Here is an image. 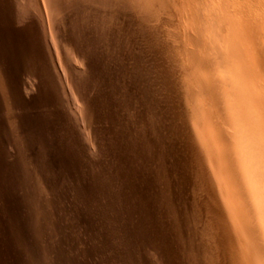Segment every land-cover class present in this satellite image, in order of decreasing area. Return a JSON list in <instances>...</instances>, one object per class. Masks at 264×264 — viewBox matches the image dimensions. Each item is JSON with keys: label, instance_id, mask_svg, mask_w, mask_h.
Listing matches in <instances>:
<instances>
[{"label": "bare ground", "instance_id": "6f19581e", "mask_svg": "<svg viewBox=\"0 0 264 264\" xmlns=\"http://www.w3.org/2000/svg\"><path fill=\"white\" fill-rule=\"evenodd\" d=\"M4 1L5 0H0V3L3 6H5V4H6L5 2H7V0L5 2ZM47 1H48L47 5L50 9V10H48V9L47 10L51 11V13L54 16H58L60 18L59 23L57 22L58 25H56V27L58 26V29L60 30V32H62L61 35L62 34L66 35L65 37L69 38V39L72 38L71 33L73 34V31H72L73 26L70 25L72 27H69L68 20L69 19H70L69 21L72 20L71 17L73 16V13H71V12L73 10L77 9L81 5H88V6L95 8V9L96 8L101 9L105 13H114V14H117L119 16H122V18H124L123 15L127 14V13L137 14L138 17L141 18L140 19L142 21L141 23L144 26L145 25L146 26L151 25L153 27L152 31L154 29V31L156 30V32H157V33L154 32L155 33L154 35L152 33L153 36L151 35L152 38L150 37L151 39H154L153 40L154 44L152 43V41L150 43H152L154 45V47L156 49L155 51L157 53L155 51L154 52L156 54H158L155 56L156 57L155 60L158 59L159 63H158V65L156 64L155 67L156 66H160V67L155 68V67H153V65L155 63L154 64L152 63L151 64L152 67H150V68L151 69L154 68L156 70L160 68L161 71H164V73H165L164 75H165L166 79H170L169 83H167L168 81H166L164 76L163 77L161 75H160L161 77L157 76L158 79L164 78L165 80L164 79L163 80L166 81V82H164V81L159 79L157 81V83L159 81L161 83L164 82L165 83V84L163 83L165 86V88H163L164 91H166L165 89H167V90H170L169 93H171V97H169V99L171 100L170 103H172V108H171V105L169 104L170 106H168L167 110L171 109L168 112L171 115L169 117H171L172 119L170 118V121L168 120L169 117H168V119H166L167 116H165V115H169L167 111H166L167 112L166 114L165 113L163 114L165 116V118H163V119L169 121V123H168L169 126L167 129H169V131L172 134L174 132L176 133L175 139L177 138L179 140V144L182 147L186 146V148H188L190 151L189 158L186 157L187 159H190V160H188V162H187V159H185V158H184L185 160H182V158H181L182 157L181 156L182 151H181L180 152L181 155H179V157L181 158V162H178L177 164L180 163V166H181V163L183 161H185L186 163L185 162L184 163L187 165H184V166L189 165V167H190L189 173L191 174V178H190L191 180L189 178L188 179L192 182L191 184H189V187H190V185L192 187V184H193L194 189H192V190L195 191L193 201L191 202L190 201L191 199L190 200L188 199V201L191 202L190 203L191 208L189 209V210H191V215L190 214H188V215L191 216V221H193L190 223V225L188 224V227H187L189 230V233H187L189 235V238H188L189 242L188 243L186 242V244L183 242V244L175 247L176 250H179L180 256L177 255V257H178L177 258L176 253H175V256H174V254L170 253L175 258H174V261H171V258H170L169 264H172V263L173 264H264V0H47ZM6 5H8V4H6ZM12 5H10V7ZM4 8H6V7H4ZM8 8H9V6H8ZM8 8H6V9H8ZM42 9H43V7H42ZM6 11H5V15L7 14L9 16L8 13H10L12 11V9L9 8L8 11H10V12H8V13H6ZM11 15H13V14H11ZM90 15L84 16V19L86 20V22H87V20H89V22L93 21L92 17H90ZM77 16L80 17V15H78V14H77ZM0 17L2 18V16H0ZM128 17H130V16H127V18ZM13 18H16V17L14 16ZM72 18H74V21L75 20L77 21V19L75 17H72ZM127 18H124L123 20H126ZM18 19H20V18H18ZM112 19H115V18H112ZM14 20H16V19H14ZM81 20H82V17H81ZM134 20H136V19L134 18ZM137 20H138V18H137ZM1 21L6 22L5 20H2V19H1ZM120 21L123 22V24H125V23L130 22L131 20L128 22L127 21L125 22L122 20H120ZM32 22H33V20H32ZM72 22H70V23H72ZM121 22H120V24H121ZM139 22H136V24ZM116 23L118 24L119 22L116 21ZM116 23H114V26L117 25ZM22 24H24V23H22ZM120 24H119V26L122 25V24L121 25ZM73 25H74V23H73ZM129 26H131V25H129ZM129 26L125 25V27H127L128 29H131V27H134V25H132L131 27H129ZM146 26H145V30H146ZM17 27H18V25H17ZM34 27L31 26V29H32L31 34L26 32V31L22 32V31H20L21 29L18 30V28L14 29V32H12V33H14L13 37H12V41L14 40V41H16L15 44L18 45V43H19L21 45V49H19L18 51H19V57L21 56L22 60H24L26 58L27 61L31 62L33 59V61L34 60L36 61L37 65L38 64L41 65L40 68L42 69L44 67L45 68L48 67L45 63L47 60L44 61L46 58H45L44 53L42 51L43 49H41L42 45L40 46L39 38L37 37V32H38L37 30L38 29H35ZM94 27L95 26H93V28ZM143 27H142V29H143ZM73 29L76 32L78 30V28H76V27ZM121 29H123V28H121ZM101 30L102 29H100V32H101ZM103 30H104V27H103ZM123 31H121V32H123ZM152 31L150 29V32H152ZM60 32H58V33H60ZM76 32H75V34H76ZM130 32L132 33L131 30H130ZM133 32H135V31H133ZM143 32H144V30H143ZM148 32H149V30H148ZM6 33H8V32H6ZM12 33L11 34L9 33L10 35L7 34V36H11ZM68 34L71 36H69ZM75 34H73V35L77 36ZM0 35H1V33H0ZM106 36H108V35H106ZM111 36L113 37V35H111ZM4 37L6 38L5 35H4ZM45 37H47V36H45ZM91 37H93V36H91ZM61 38H60V40H61ZM66 38L65 39L63 38V39L65 41H67ZM111 38L109 37V39H111ZM113 38L117 39L115 37H113ZM119 38H120V36H119ZM114 39L113 40L111 39L109 41L114 42ZM139 39H140V37H139ZM143 40H145V39H143ZM6 41L8 42V40H6ZM72 41H74V39ZM120 41H121V39H120ZM125 41H128V40H125ZM44 42H45V40H44ZM98 42H99V40H98ZM124 42H123V44H124ZM68 43H69V41L67 42V44ZM70 43H73V42H70ZM106 43L109 44L108 42H106ZM132 43H134V42H132ZM111 44H109V45H111ZM127 44H128V42H127ZM71 45L73 46V44H71ZM103 45H104V42H103ZM80 46H81V44H80ZM129 46H131V45H129ZM137 46L139 47V45H137ZM86 47H87V45H86ZM118 47H120V46H118ZM138 47H135V49L137 50ZM147 47L149 48L150 46H147ZM141 48L137 51L143 50L144 47L142 49ZM79 49H81V48H79ZM103 49L106 51L108 48L106 47V49L105 48H103ZM99 50L101 52L102 48ZM146 51L147 50H145V52ZM150 52L151 51H149V54H150ZM141 53H139V54H141ZM155 53L153 55H155ZM10 55H8V56H10ZM95 55H96V53H95ZM97 55L99 56V54H97ZM142 55L143 54H141V56ZM16 56H18V55H16ZM139 56L140 55L135 57V60H136V58L138 59ZM120 57H122V55ZM124 57H125V55H124ZM96 58L98 59V57H96ZM144 58L148 59V57L143 56L142 59L144 60ZM91 59L92 58H90V60ZM100 59H103V58L100 57ZM142 59L140 58V60H137L138 63L140 61L141 64H143L142 66H145L148 68L149 62H148V65L146 66V65H144L145 60L143 61ZM12 60H14V59H12ZM135 60H134V63H135ZM117 61H119V60H117ZM152 61H153V59H152ZM183 63H184V66H183ZM19 64H17V65H19ZM48 65H49V63H48ZM135 65H136V63H135ZM138 65H140V64H138ZM52 66H53V64H52ZM113 66H115V65H113ZM142 66H140V69L141 70H142V68L145 69V67H142ZM26 67H28V68H25L24 65L22 67L19 65V67H16L15 69L19 68L17 71L18 72L22 71L23 73L28 69H29L28 71H30V72H33V71L35 72V70L32 68L33 67L32 65H29ZM45 68H44V70L42 69L43 72L45 71ZM188 68H189V70H188ZM120 69L121 68H119V70ZM138 69L139 68H136V70H135V68H134V70H133V68H132L133 71H137ZM154 69L151 70V72L154 71ZM36 70H37V68H36ZM46 70H47V68H46ZM148 70H150V69L148 68ZM160 70H158V71H160ZM17 71H15V72H17ZM28 71H26V72H28ZM39 71H41V70H39ZM104 72H106V70ZM129 72L131 73V71H129ZM140 72H142V71H139L138 73H140ZM145 72L144 73L142 72V76H143V74H145ZM154 72H152V73H154ZM14 73H11V74L15 75ZM40 73H42V72H40ZM118 73H120V72H118ZM152 73H150L151 76L150 75H147V76L152 78V75L155 76ZM25 74L26 73H24V75ZM35 74H37V73H35ZM39 74H38V76L41 75L40 79L42 80V78H43V82H44L43 88L45 90H43V89L42 90L46 93V94H44V95H46L45 100H46V97H47V100L50 99L51 101H47V102H49V103L52 102L51 104L53 106V104H55L54 101H56L58 99V94H59L55 88V85H54L55 83L52 82L53 79L51 80L48 75H46L47 76V78H46V76H44V75L42 76V74H40V75ZM43 74H46V71ZM155 74H156V72H155ZM157 74H158V72H157ZM106 75L109 76V74H106ZM7 76H9V75H7ZM110 76H112V75H110ZM139 76H141V75H139ZM72 77H74V76H72ZM134 77H132V78H134ZM149 77L148 78L146 77V78L149 79ZM154 78H156V77H154ZM142 80L145 81V79H142ZM149 80H151V79H149ZM76 81H77L76 82L77 86L75 85V87L78 88L79 93L81 94L82 97H84L85 95L83 96V94L85 91L84 89L86 87L83 88L84 86L82 87V85L80 86V84H78L79 80H76ZM140 81H141V79H140ZM170 81H172V82L174 81L173 84H171ZM110 82H112V81H110ZM129 82H130V80H129ZM133 82H135V81H133ZM138 82H139V80H138ZM146 82L147 81H145L144 83L146 84ZM86 83H88V82H86ZM136 83H135V85H136ZM147 83L149 84L150 87H154V86L157 87V85H158V84L156 85V83H155L154 86H151L149 81ZM161 83H160V85H161ZM74 84H75V82H74ZM117 84H118V82H117ZM139 85H142V84H139ZM156 87H154L153 89L155 90ZM82 89H83V91H82ZM141 89L142 88H140L139 90H141ZM143 89H144L143 91L145 92V87ZM159 89H160V87H159ZM156 90H157V88H156ZM153 91H149V92L155 93ZM158 91H160V90H158ZM161 91H163V90H161ZM44 92H42V93H44ZM15 93H16V95L14 96ZM15 93L13 94V96L15 97V99H13V100L16 101L17 100L16 96L18 95L17 97L18 98H20V97H19V94H17V92H15ZM121 93H123V92H121ZM161 93H163V95H165L167 92L166 93L161 92ZM161 93L157 94L158 97L160 96V97L164 98V96H161ZM146 94L149 97V94H151V93L148 94V91H147ZM124 95H125V93H124ZM134 95H135V93H134ZM147 95H146V97H147ZM153 95H155V94H153ZM157 95H155V96H157ZM135 96H137V94ZM151 96H152V94L150 95L149 98H151ZM168 96H169V94H168ZM41 97L44 98V96H41ZM41 97H40V99H41ZM85 97L88 98L87 95ZM134 97L132 96L133 99H134ZM28 98H30V97H28ZM163 98H162V100H163ZM25 99H26L25 97H24V99L21 97V100L20 99H18V100H20L22 102V100H25ZM30 99H27V101H30ZM32 99H31V101H32ZM83 99H85V98H83ZM93 99H94V97H93ZM169 99H167V101H170ZM97 100L95 99L94 101H97ZM104 100L105 99H103V101H101V102H105L107 105L108 101L106 102ZM143 100H142V102H147V101H145V99H143ZM147 100H148V98H147ZM156 100L158 103L160 102V105L163 103L161 100L158 101L159 100L158 98ZM156 100L154 102H156ZM20 101L19 102L17 101L19 103V105L21 103ZM34 101H36V100H34ZM94 101H91L90 103H92V102L94 103ZM136 101H137V98H136ZM30 102H28V103H30ZM135 102H133V103H135ZM28 103L22 102L21 104L27 105ZM100 103H99V106L101 108ZM138 103H140V102H138ZM148 103H146V104H148ZM30 104H32V102ZM35 104H37V103L33 102L32 105H34V107H35ZM86 104L88 105V103H86ZM97 104H98V102H97ZM112 104L114 105L115 103H112ZM146 104H145V106H146ZM153 105L151 103V106H153ZM165 105L167 107V104H165ZM31 106L28 104V107H31ZM38 106H39V104H38ZM99 106H97V107L99 108ZM156 106H153V107H156ZM34 107H32V108H34ZM41 107L42 106H40V108ZM90 107H91V105H90ZM105 107H107V106H105ZM166 107H163V108H166ZM158 108L159 107L157 106L156 109H158ZM3 109H5V108H3ZM130 109H131V107H130ZM38 110L41 111V109H38ZM38 110H36V111H38ZM145 110H147V109H145ZM32 111H34V110L32 109ZM40 111H38L39 115L42 114V111H41V113H40ZM139 111H141V110H139ZM170 111H172L173 115L171 114ZM49 112H50V110H49ZM37 113H35V114H37ZM51 114H52V112H51ZM158 114H160V113H158ZM39 115H38V117H39ZM184 116H186V117H184ZM44 117H46V116H44ZM44 117L41 119L39 118L40 121L43 119L41 122L39 121L40 123L34 122V124H33V121H32L31 124H33V125H30L28 127L29 128L28 131H27V127H25L26 130L25 129L24 130H25V132L28 133V135H26L27 138H29L32 141H35V142L40 141V143H42L41 138H40V133L38 131L37 126L39 124L40 126H43L42 128H44V129L48 128L47 130H49V131L45 136H47L48 134L51 135V141L49 143L50 147H52V148L54 147L55 149L57 147L59 149L62 148V152H60L61 150L60 151L57 150V151H59V153H61V154L65 153L66 158H61L62 155H60V156L56 155V157H54V158L52 156V160H51L50 156H49L50 153H49V154H47L49 156V158H47L45 160L46 161L45 163L48 165L47 162L50 159L49 161H51L53 164H55L54 180H56V181L58 179L63 180L61 183L58 180L60 183L59 186L63 185V186H61V188L62 187L63 188L60 189L56 185V187H58L59 190H57L58 188H56L54 186L55 190L53 191V193L46 190L47 187L45 189H43L42 192H40V190L42 189L41 187H40V190H38L36 188L38 191L33 190V192H32L30 190L32 192L30 194H29V190H28L27 194H29L31 196V198L36 201L37 206L34 207V205H33L34 208H32L31 210L30 209L29 210L22 209L23 211H27V212L21 211V215H22L23 219L20 221V223L22 225H19V224L18 225L20 227L21 226L24 227V224L26 222H28L29 224L31 223L30 225L41 223L40 230L38 231V229H37L36 235H38L39 238L42 240V244H47L49 242L51 244L50 248L52 249V251L54 250L56 253L55 255H57V257L61 258L62 260H63V256H65L64 254L66 252L67 254L69 253L70 256L72 255V258H74V255H77V259L79 260L78 262H81V260L83 258L82 262L85 263L84 257H83V256H85L86 257L85 259H87L88 264H114L113 260H115V258L117 256L116 252H118V251H116L113 247L118 246L116 243L117 240L113 239V237H108L107 236L108 234L106 235V233L103 229L104 226H103V228L101 227L102 229L99 228L97 231L95 229L92 232L93 234H91V235H94V238H93L94 241H96V242L98 241L97 247H95L96 245H94L93 243H92L93 245H91V243H90L91 240H89V236L87 235V233L84 234L85 232L82 230L83 231V235H82L80 228H77L75 226V224L81 228L86 226L87 219H88V215L86 214L87 212H85L87 210L86 208H89V211L91 213H94L92 215L95 218L98 217V214L100 215V213H103V211H101L99 213L100 210L98 207H96L98 205L97 201L102 199L99 197L100 196V194L98 193L99 190L97 191L98 183H97V185L95 184V178L93 179L92 176H89L90 179H89V177L84 178V176L82 175V172H81V170L84 166L93 167V164L91 163V160L89 161L86 158L87 157L85 155L86 153L83 152L85 150V148L81 147L82 145L79 143L76 135L71 130L66 128L67 126L65 127L64 126L65 124H63V126L60 127V126L54 124L53 121H50V124L48 125L50 119L48 120L47 117L46 118H44ZM86 117H88V116H86ZM149 117H151V115H149ZM162 117L163 116H161V118ZM182 117L186 118L185 122L183 121L184 118H182ZM34 118H36V115ZM144 118H146V116ZM155 118H153V119H155ZM114 119H116V118H114ZM145 120H147V118ZM147 122L150 123L149 121H147ZM35 123L36 124L38 123L37 126H35L36 125ZM164 123H163V125L167 127L166 122H164ZM150 124H148V127L150 126ZM153 125H155V123H153ZM152 127H150V128H152ZM107 129H109V128H107ZM118 130H120V129H118ZM57 131L61 132L62 135L66 139H69V142H66V145L64 143H63L64 145L59 143L60 145L58 146V144H57L58 140L56 138L52 139V134L57 133ZM149 132L153 133L151 131H149ZM157 132H159V131H157ZM160 132H162V131H160ZM178 132H181L182 138L179 137L180 135L179 136L177 135ZM166 133L168 134L169 132H166ZM175 133H174V135H175ZM178 134H180V133H178ZM140 135H142V134L140 133ZM152 135L153 134L149 135V138ZM153 137H154V135H153ZM172 137H174V136H172ZM132 138H133V136H132ZM175 139H174V141L173 140H170V141H173L175 143L176 142ZM30 140H28V141H30ZM112 141H113V139L110 140V142H112ZM42 144L45 145L44 146L45 148L48 146V145L46 146V144H48V143L45 144V141ZM183 144H185V145H183ZM52 150H54V149H52ZM180 150H181V148H180ZM182 150H184V149H182ZM47 151H48V149H47ZM51 151H49V152H51ZM38 152L33 151V154H32L33 157H31L32 159H29V160L33 161V158L35 160V159H37V157H40L41 155ZM112 153H113V151H112ZM183 153H186V150H185V152L183 151ZM178 154H179V152H178ZM44 155L45 154H43L42 158H44ZM27 156L25 155V157H27ZM126 156H125V158H127ZM146 156H148V154ZM164 156H166V155H164ZM5 157L9 159V156L7 157L5 155ZM149 157H150V154H149ZM151 157H152V155H151ZM179 157H177V158H179ZM29 158H30V156H29ZM180 158H179V160H180ZM119 159H121V158H119ZM128 159H129V157H128ZM151 159L153 160L154 158L152 157V158H150V160ZM35 161L37 162V160H35ZM151 161H149V162H151ZM162 161H163V159H162ZM51 162L49 163V165L51 164ZM149 162H147V164ZM5 163H8V162L6 161ZM70 163L73 165V168H71ZM152 163H154V162L152 161ZM152 163H150V164H152ZM9 165H10V161H9ZM173 165L170 164L169 166H173ZM176 165H174L175 169L177 167ZM31 166H32V164L30 163V168H31ZM33 166H35V165H33ZM36 166H37V164H36ZM44 166H45V171H46L45 173H47L49 170V166H47V167H46V165H44ZM132 166H133V164H132ZM147 166H150V165H147ZM180 166H179V168H180ZM16 168H17V166H16ZM46 168H47V170H46ZM32 169L33 168H31L30 172L33 171ZM35 169L36 168L34 167V170ZM52 169H53V167L51 168V171H52ZM187 169H189V168L186 167V170ZM36 170L38 171V168ZM59 170L62 171V174H61V172H58ZM124 170H125V168H124ZM124 170H122V171H124ZM181 170L183 172V169H181ZM4 171H7V168H5ZM11 171H14V170H11ZM164 171H165V169H164ZM7 172H9V170ZM40 172H42V174L44 173V171H42V170L37 172V173L40 174ZM91 172H93V171H91ZM182 172H181L182 175H183V173H184V175L188 174V173L186 174L185 172H183V173ZM49 173H50V171L47 173L48 176H49ZM178 173L180 174V172H178ZM14 174H15V172H14ZM50 174H52V172ZM175 174L177 176L176 172H174V175ZM126 175H128V174H126ZM164 175L166 178V173ZM169 175H171V174H169ZM172 175H173V173H172ZM10 176H11V173H10ZM28 176H29V174H28ZM34 176H36V175H34ZM34 176H33V178L35 179L36 177H34ZM51 176L53 177V175H51ZM38 177H39V175L37 176V178ZM168 177H170V176H167L166 179H168ZM20 178H19V180H20ZM43 179H44L43 185H45V186H46V184H44V183H48V182H49L48 184H50L51 182L52 183L55 182V184H57L56 181L53 180L54 181L53 182L51 179H50L51 180V182H50L48 177L43 178ZM188 179H187V181H188ZM180 180H183V178ZM185 180L186 179H184V182H185ZM21 181H23V180H21ZM148 182H149V179H148ZM173 182H171V183L173 184ZM178 184L180 185V183H178ZM19 185L21 186L20 183H19ZM50 185H48V186H50ZM85 185H86L85 188L88 189L89 197L95 198V200H96L95 205L90 204L88 201L83 202L84 200L81 202V200H80L81 195H82L81 192H83V191H81L82 190L81 188H82V186H85ZM20 186H18V187H20ZM174 186H176V185H174ZM29 187H31V186H29ZM181 187H182V185H181ZM181 187H178L177 189H179ZM163 188H164V186H163ZM173 188H171V189H173ZM182 188H185V187H182ZM19 189H18V191H19ZM181 189H179V190H181ZM185 189H187V188H185ZM21 190H23V189H21ZM176 190L173 189V193H175L174 191H176ZM1 191H0V216L2 215L1 213H3V215H5L4 217H6L9 214L8 210L6 209L7 204H9L8 203L9 200L7 198L9 196L4 198V196H5L4 194H6L7 192L1 195V193H2ZM8 191H9V189H8ZM162 191H164V190H162ZM181 191H183V189ZM188 191H189V189L187 190V193H188ZM164 192L166 193L168 191L165 190ZM183 192L181 193L182 196H183ZM173 193L169 194L168 196L172 195ZM184 194H185V196L186 195L188 196V194H186V193H184ZM14 195L15 194H13L12 196L14 197ZM176 195H172V196H176ZM16 196L18 197L19 195H17V193H16ZM164 196L167 197V194L166 195L164 194ZM101 197H103V199H105L106 196L105 197L101 196ZM166 197H164V198H166ZM170 198H172V197H170ZM170 198H167V199L170 200ZM187 198H189V197H187ZM176 199L173 201L176 202ZM180 201H182V199ZM164 202H163V204L165 206ZM186 202L187 201H185V204H186ZM179 204H181V203H179ZM172 205H171V207H172ZM179 206L182 207V204ZM11 207H12V205H11ZM82 207H86V208L84 209ZM154 207H156V206L154 205ZM165 207L167 208V206H165ZM169 207H170V205H169ZM169 207H168V209H170V211H172L171 208H169ZM8 208H10V207H8ZM46 208H48L50 210L49 213H48V211L45 210ZM109 208H111V207H109ZM174 208H176V207L174 206ZM12 209L14 210V208H12ZM19 209H21V208H19ZM102 210H104V209H102ZM176 210L178 211V209H176ZM176 210H173V211L177 212ZM19 211L18 210L15 211V212H17L16 215H18V213H20ZM149 211H151V209ZM185 211L186 210L183 211L184 215L186 214ZM106 212L103 214V216L106 215ZM172 212H170V213H172ZM32 213H33V217H29V216H31ZM109 213H111V212H109ZM178 213L180 214L179 211H178ZM178 213L174 217H178L179 216ZM167 214H165V215H167ZM173 214H172V216H173ZM9 215H11V214H9ZM12 215H14V214H12ZM184 215H181L182 219L185 217ZM26 216H28V217H26ZM2 217L3 216H1V218ZM10 217L12 220L8 225H5V223L0 224V229L2 232L4 231L3 228H5V227H8V229L11 231V228L17 226V223L14 222L15 219H17V218L14 219L15 216L14 217L10 216ZM18 217H20V216H18ZM62 217H65V219H63ZM169 217L171 218L170 214H169ZM106 218L110 219L111 220L110 222L114 221V220L112 221L111 216L108 214L106 215ZM186 218H187V215H186ZM61 219H62V221H61ZM150 219L151 218L149 217V220ZM146 222L149 224L148 219ZM180 222H181V220L178 222L179 225L182 223V222L181 223ZM194 222H195V225L192 226V223H194ZM108 224H109V222H108ZM182 224H185V221ZM100 226H101V224H100ZM149 226H151V225H149ZM74 227H75V229H74ZM108 227H110V230H111V226H108ZM113 227H114V225H113ZM179 227L178 226L176 227V229H177L176 233H178L177 237L178 238L180 237V239H184L183 238L184 236L182 237V232H181L182 229L179 230ZM190 227H192L193 229ZM195 227L196 228L198 227L196 231L194 230ZM116 228L114 227L113 229H116ZM35 229H36V227L34 228V230ZM105 230H108V229H105ZM121 230H122V233L125 234V232H123L122 228H121ZM121 230H119V231H121ZM163 230H164V227H163ZM188 230H186V232ZM30 232L33 233V231H30ZM25 235H26V233H25ZM110 235H111V233H110ZM111 236H114V235L112 234ZM131 236H133L132 233H131ZM138 236H140V235H138ZM10 237L11 236H8L7 240L11 239ZM19 237H20V235H19ZM22 237H23V235H22ZM178 238H177V241L180 240V239L178 240ZM17 239H18V237H17ZM24 241L25 240L23 239V242ZM177 241H175V242L177 243ZM149 242H151V241H149ZM113 243L116 246H114ZM56 244L60 246L59 247L61 249V250L59 249L60 252H58L56 250V249H58V247L57 248L55 247ZM80 247L81 248L83 247L84 250L85 249L86 250L85 251L82 250V252H83L82 253ZM123 248H125V247H123ZM159 248H161V246ZM125 249L128 250V248H125ZM170 249H172V248H170ZM160 250H162V248ZM184 250L189 251L188 258H186V256H185L186 251H184ZM16 253L17 252H15V254ZM172 253H174V251ZM170 254L168 253L167 255H170ZM171 255L168 257H171ZM21 260H22V258H21ZM135 260H136V258H135ZM51 261H53V260H51ZM64 261H61V262H64ZM130 261H132V262H130L132 264L135 263L134 259H132V258L130 259ZM72 263L75 264L74 261ZM76 264H78V263L76 262ZM120 264H125V262H121Z\"/></svg>", "mask_w": 264, "mask_h": 264}, {"label": "rangeland", "instance_id": "374dc122", "mask_svg": "<svg viewBox=\"0 0 264 264\" xmlns=\"http://www.w3.org/2000/svg\"><path fill=\"white\" fill-rule=\"evenodd\" d=\"M47 2H48L47 0H41V1L40 0H7V2H5V3L8 4V5L5 4V6H3L0 3V13H1L0 16H2V18L0 17V22H1L0 23V29H1L0 30V33H1V35H0V187L1 188L0 189L2 191L1 190L0 191L2 192L1 195L7 192L6 194H4L5 195L4 198L9 196V197H7L8 200H9L8 201L9 204H7L6 209L8 210L9 214H11V215H9V214L7 215L6 214L7 216L4 217L5 215H3V213H1L2 214L1 216H3L4 218L3 217L1 218V216H0V224H4L5 223V225H8L11 222V220H12L10 216H12V217L15 216L14 219L15 218H17V219H15L14 222H16L17 226H18V227L16 226L17 228L16 227L11 228V231L8 229V227L3 228L4 229L3 232L0 229V240H1L0 241V264H32V263L33 264H62V263L63 264H73L72 263L73 261H74L75 264H76V262L78 264H88L87 263V259H85L86 258L85 256H83L85 263L82 262L83 258H82L81 262H78L79 260L77 259V255H74V258H72V255L70 256V254L69 253L67 254L66 252H65V254H64L65 256H63V260H62L61 258L57 257V255H55L56 253H55L54 250L52 251V249L50 248L51 244L49 242L47 244H42V240L39 238L38 235H36L37 229H38V231L40 230L41 223H38L39 225L38 224L30 225L31 223L29 224L28 222H26L24 224V227H22V226L20 227L19 226V225H22L20 223V221L23 219L22 215H21V211H23L22 209H24V210H29L30 209L31 210L32 208L37 206L36 201L33 200L31 198V196L29 195L30 193L33 192V190L34 191H38V190H40V187H41L42 189L40 190V192H42V190L47 187L46 190H48L49 192L53 193V191L55 190L54 186L56 187V185H57L60 189L63 188V187L61 188V186H63V185L59 186V184L63 180L58 179L60 181V183H59L58 180H57L58 182L56 180H54L55 164H53L49 160L50 159L52 160V156L54 158V157H56V155L57 156L62 155L61 158H66L65 157L66 155H65V153H62V154L59 153L60 150H61L60 152H62V148L59 149L57 147L55 149L54 147L53 148L50 147L49 143L51 141V135L48 134L49 136L48 135L45 136L48 133V131H49V130H47L48 128L44 129V128H42L43 126H40L38 124V123H40L43 120L42 119L40 121V119L43 118L44 116H46L48 118V120L50 119L48 125L50 124V121H53L54 124H56V125H58L60 127H62L63 124H65L64 126L65 127L67 126L66 128L71 130L76 135L79 143L82 145L81 147L85 148V150L83 152L86 153L85 154L87 156L86 158L89 161L91 160V163L93 164V167L84 166L82 168L81 172H82V175L84 176V178L92 176L93 179L95 178V184L97 185V183H98L97 191L99 190L98 191V193L100 194L99 197L102 198V199L97 201L98 205L96 207L99 208V210H100L99 213L101 211H103V213H100V215L98 214V217L95 218L92 215L94 213H91L89 211V208L82 207V208H84V209L86 208L88 210V211L87 210L85 211V212H87L86 214L88 215L86 226L81 228V227H78L74 223L77 228H80V230L82 232V235H83V231L85 232L84 234L87 233V235L89 236V240H91V242H90L91 245L94 244V245H96L95 247H97V245H98L97 242L98 241L97 242L94 241V239H93L94 235H91V234H93L92 232L95 229L97 231L99 228H101V227L103 228V226H104L103 229H104L106 235L108 234L107 235L108 237H113V239L117 240L116 243H117L118 246H116L113 243L114 246H116V247H113V248L116 251H118V252L115 251L117 253V256H116L115 260H113L114 264L115 263L116 264L117 263L120 264L121 262H125V264H132V263H130V262H132V261H130L131 258L134 259V262H135L134 264H169L170 263L169 262L170 258H171V261H174L175 253H176V257H177V255L180 254L179 250H176L175 247L178 246V245L183 244V242L185 244H186V242L187 243L189 242V240H188L189 235L187 234V233H189V230H188L187 227H188V224L190 225V223L193 222V221H191V216H190L191 215V210H189V209L191 208V204L190 203L193 201V197L195 195V193H194L195 191L192 190V189H194L193 184H192V187H191V185L189 187V184L192 183L190 181L191 180L190 179L191 178V174L189 173L190 172L189 165L188 166H184V165H187V164H185L186 163L185 161L182 162L183 164L181 163V166H180V163L177 164L178 162H181V158H182V160H185V159L189 158L190 151H189L188 148H186V146H184L185 148L182 147L179 144V140L177 138L176 139L178 141L175 139V136H176L175 132H174L175 133V135H174V133L172 134L169 131V129H167L168 126H169L168 123H169L170 118H171V117H169L171 115L168 112L171 109L167 110V108L170 105H171V108H172V103H170L171 100L169 99V97H171V93H169L170 90L165 89L166 91H164L163 88H165V86H164L165 83L164 82L168 81L167 83H169L170 79H166V77L164 75L165 74L164 71H161L160 68L157 69V70L153 68L154 71L156 70L155 71L156 74H155L154 71H152V72H154V73H152L151 70H153V69L150 68V67H152V65H151L152 63L153 64L155 63L153 65V67H155V65L156 64L158 65V63H159L158 59L155 60L156 59L155 56L158 55V54H156L157 52L155 51L156 49H155V47L153 45L154 44L153 43L154 39H151L152 36L155 33H157V32H156V30L154 31V29L152 31L153 27L151 25H148V26L145 25L146 26V30H145V26L141 23L142 22L140 20L141 18L138 17L137 14H134V13L133 14L132 13L124 14L123 15L124 18H127V16H130V17H128L126 20H123L124 18H122V16H119L117 14L105 13L101 9H97V8L95 9V8H93L91 6H88V5H81L77 9H75V10H73L71 12V13H73L72 17H75L78 22L76 20H75L76 21L75 22L74 18H72V17H71V19H72L71 21H69L70 19L69 20L67 19L68 22H69L68 23L69 27L73 26V28H75V27L78 28L77 32L72 28L73 34H75V32H76L75 35H77L78 37L74 36L72 33H71L72 36L68 34L69 36L72 37V38H70L71 39L70 40L69 38L65 37L66 35H63V34L61 35L62 32H60V30L58 29V26L56 27V25H58V23H59V19L60 18L58 16H54L51 13V11H48L50 9H49V7L47 5L48 4ZM10 5H12V6L10 7ZM8 6H9V8L12 9L11 12L8 11V9H9ZM4 7L8 8V9H6ZM42 7H43V9H42ZM5 11H6V13L10 12V13H8L9 16L7 14L5 15ZM11 14H13V15H11ZM77 14L80 15V17H78ZM102 14L103 15L105 14V15L103 16ZM85 15H90V17H92L93 21L89 22V20H87V22H88L87 23L86 20L84 19ZM14 16L16 18H13ZM81 17H82V20H81ZM18 18H20V19H18ZM110 18L111 19L115 18L116 20L115 19L111 20ZM134 18L136 20H134ZM137 18H138V20H137ZM1 19L5 20L6 22L1 21ZM14 19H16V20H14ZM31 19L33 20V22H32ZM120 20L125 21V22L126 21L128 22L130 20L131 21L128 22L129 24L125 23V22H124L125 24H123V22H121ZM112 21L114 23H116V21H118L119 23L118 24L116 23L117 25L114 26V23ZM70 22H72V23H70ZM120 22H121V24L123 26L120 24ZM136 22H139V23L136 24ZM22 23H24V24H22ZM73 23H74V25H73ZM119 24L121 26H119ZM17 25H18V27H17ZM70 25H72V26H70ZM125 25L126 26L134 25L135 28L129 26V27H131V29H128L127 27H125ZM31 26L32 27L35 26L34 28L38 29L37 30L38 31L37 32V37L39 38L40 46L42 45L41 49H43L42 51H43L44 56L46 58L44 61L47 60L45 63L48 66V67H46L48 71L44 67L45 71H46V74H43V73H45V71L43 72L44 68H42L43 69L42 70L40 68L41 65H39V64L37 65L35 60L33 61V59H32L31 62L27 61L26 58L24 60H22V57L21 56L19 57V51H18L19 49H21V45L18 42H17L18 45L15 44L16 41H14V40L12 41V37H13V34H14L12 32H14V29L18 28V30L21 29L20 31H22V32L26 31V32L31 34V31H32ZM93 26H95V27L93 28ZM103 27H104V30H103ZM142 27H143V29H142ZM99 28L102 29L101 32H100ZM121 28H123V29H121ZM150 29H151L152 32H150ZM130 30L132 31V33L130 32ZM143 30H144V32H143ZM148 30H149V32H148ZM121 31H123V32H121ZM133 31H135V32H133ZM6 32H8V33H6ZM58 32H60V33H58ZM9 33L10 34L12 33V35L11 36H7V34H9ZM152 33H153V35H152ZM4 35L6 36L7 39L4 37ZM106 35H108V36H106ZM111 35H113V37H115L117 39H114ZM45 36H47V37H45ZM91 36H93V37H91ZM119 36H120V38H119ZM138 36L140 37V39H139ZM109 37L110 38L112 37L111 39L112 40L114 39V42L113 41H109V40H111V39H109ZM60 38H61V40H60ZM63 38L64 39L66 38L67 41H65ZM142 38L145 39V40H143ZM73 39H74V41H72ZM120 39H121V41H120ZM6 40H8V42ZM44 40H45V42H44ZM98 40H99V42H98ZM125 40H128V41H125ZM68 41H69V43L67 44ZM151 41H152L153 44L150 43ZM70 42H73V43H70ZM103 42H104V45H103ZM106 42H108L109 44H111V43L112 44L109 45ZM123 42H124V44H123ZM127 42H128V44L130 43L129 45H131V46H129L127 44ZM132 42H134V43H132ZM71 44H73V46ZM80 44H81V46H80ZM86 45H87V47H86ZM137 45H139L140 48L144 47L143 48L144 51L143 50L137 51V50L140 49ZM118 46H120V47H118ZM147 46H150V47L148 48ZM106 47L109 50L107 49L105 51L103 49V48L106 49ZM135 47H138L137 50L135 49ZM79 48H81V49H79ZM101 48H102L103 51L101 50V52H100L99 49H101ZM145 50H147V51L145 52ZM148 50L151 51L150 54H149ZM95 53H96V55H95ZM139 53H141L143 55L141 56V54H139ZM154 53H155V55H153ZM97 54H99V56ZM118 54L120 56L122 55V57H120ZM8 55H10V56H8ZM16 55H18V56H16ZM124 55H125V57H124ZM138 55H140V56L138 57V59L136 58V60H135V57H137ZM143 56L148 57L149 60L147 58H144V60H145V62H144L145 64L144 65L147 66L148 62H149V67L148 68L150 70H148L147 67L142 66L143 64H141L140 61L138 63L137 60H140V58L142 59ZM96 57H98V59ZM100 57H102L103 59H100ZM90 58H92V59L90 60ZM12 59H14V60H12ZM152 59H153L154 62L152 61ZM117 60H119V61H117ZM134 60H135L136 65L134 63ZM48 63H49V65H48ZM137 63L140 64V65H138ZM17 64H19L21 67L24 65L25 68H28L26 66L32 65L33 66L32 68L35 70V72L34 71L30 72V71H28L29 70L28 69V70H26L28 72L25 71L24 73H26V74L24 75V73L22 71L21 72L23 74L20 71L19 72L17 71L19 68L15 69L16 67H19V65H17ZM52 64H53V66H52ZM112 64L115 65V66H113ZM140 66L145 67V69L148 72L142 67H141L142 68V70H141ZM183 66H184V63H183ZM156 67L158 68L160 66H156ZM36 68H37L38 71L36 70ZM119 68H121V69L119 70ZM132 68H133V70H134V68H135V70H136V68H139L137 70L138 72L142 71L144 73L146 71L145 74H143L144 77L142 76V72L138 73L137 71H133ZM39 70H41V71H39ZM105 70H106V72H104ZM158 70H160L161 72L158 71ZM188 70H189V68H188ZM15 71H17V72H15ZM129 71H131V73ZM10 72L11 73L15 72L14 73L15 75L11 74ZM40 72H42V73H40ZM118 72H120V73H118ZM157 72H158L159 75L157 74ZM35 73H37V74H35ZM39 73L42 74V76L43 75L44 76L48 75L51 80L53 79L52 82L55 83L54 84L55 88H56V90H57V92L59 94H58V99L56 101H54L55 104H53V106L51 104L52 102L51 103L47 102V101H51L50 99L47 100V97H46V100H45V96L46 95H44V94H46V93L43 91V90H45L43 88L44 87V82H43V78L42 77H41L42 80L40 79L41 75ZM150 73L155 75V76L152 75L153 79L150 78L149 76H147V75L151 76ZM38 74L40 76H38ZM106 74H109V76L106 75ZM7 75H9V76H7ZM71 75L74 76V77H72ZM110 75H112V76H110ZM139 75H141V76H139ZM160 75L162 77L164 76V78L166 79V81H164L165 80L164 78H161V79L159 78L160 80L164 81L163 82L164 84L159 81L161 83V85H160L159 82L157 83V81L159 80L158 77H161ZM132 77H134V78H132ZM146 77L147 78L149 77V79H151V80L147 79ZM154 77H156V78H154ZM46 78H47V76H46ZM140 79H141L142 82L140 81ZM142 79H145V81H147V82L149 81L151 86H154L155 83H156V85L158 84L159 86L158 85H157V87L154 86V87L157 88V90H156V88L154 90L153 89L154 87H150L147 82L145 84L144 83L145 81H143ZM76 80H79L78 84H80V86L81 85H82V87L84 86L83 88L86 87L84 89L85 91H84L83 96L87 95L88 98L85 97V96L84 97L81 96V94L79 93L78 88L75 87L76 82H77ZM129 80H130V82H129ZM138 80H139V82H138ZM110 81H112V82H110ZM133 81H135V82H133ZM74 82H75V84H74ZM86 82H88V83H86ZM117 82H118V84H117ZM173 82L170 81L171 84H173ZM135 83H136V85H135ZM138 83L142 84V85H139ZM144 87H145V92L143 91ZM159 87H160V89H159ZM140 88H142V89L139 90ZM146 90L148 91V94L151 93L153 97L151 96V98H149L151 94H149V97H148V95L146 94V92H147ZM158 90H160V91H158ZM161 90H163V91H161ZM12 91L14 93L17 92V94H19L20 98H18L17 97L18 95H17L16 96V98H17L16 101L13 100V99H15L14 96L16 95V93L14 94ZM82 91H83V89H82ZM120 91L123 92V93H121ZM149 91H153L155 93H152V92H149ZM42 92H44V93H42ZM161 92H164V93L167 92V93L165 95H163V93H161ZM124 93H125V95H124ZM134 93H135V95L137 94V96H135ZM159 93H161V96H164V98L160 97V96L158 97L157 94H159ZM13 94H14V96H13ZM153 94H155L157 96H155ZM168 94H169V96H168ZM146 95H147V97H146ZM41 96H44V98H42ZM132 96L133 97L135 96L137 98V101H136V98L134 97V99H133ZM21 97L23 99H24V97L26 98L25 100H22L23 103L24 102L28 103L33 98L31 102H32V104H33V102L37 103V104H35L36 108L34 107V105L30 104L31 102L28 103L30 106L32 105L31 107H28V104L27 105L26 104H21L22 103L20 101ZM28 97H30L31 99L28 98ZM40 97H41V99H40ZM93 97H94V99H93ZM154 97L156 99L158 98L159 99L158 101L161 100L163 103L161 102L162 104L160 105V102L158 103L157 100ZM83 98H85V99H83ZM147 98H148V100H147ZM162 98H163V100H162ZM18 99H20V100H18ZM27 99H30V101H27ZM95 99L96 100L98 99V100L94 101ZM103 99H105L104 101H106V102L108 101L109 103L107 102V105H106L105 102H101V101H103ZM143 99H145V101H147V102H142ZM154 99L156 100V102H154L155 101ZM167 99H169L170 101H167ZM34 100H36V101H34ZM17 101L21 102L20 105H19V103ZM91 101H94V103L93 102L90 103ZM97 102H98V104H97ZM133 102H135V103H133ZM138 102H140V103H138ZM86 103H88V105ZM99 103H100L102 109L100 108ZM112 103H115V104L113 105ZM146 103H148V104H146ZM151 103H152V105L154 104L153 106L157 105L159 108L156 109L157 106L156 107L151 106ZM38 104H39V106H38ZM89 104L91 105V107H90ZM145 104H146V106H145ZM165 104H167V107H166ZM104 105L107 106V107H105ZM40 106H42V107L40 108ZM95 106L96 107L99 106V108L98 107L96 108ZM32 107H34L36 110L41 109L42 114L39 115L38 111H40V110L36 111ZM130 107H131V109H130ZM163 107H166V108H163ZM3 108H5V109H3ZM32 109L34 111H32ZM145 109H147V110H145ZM49 110H50V112H49ZM139 110H141V111H139ZM41 111H40V113H41ZM166 111L168 112L169 115H165V116H167L166 119H168V117H169V119H168L169 121L163 119V118H165V116L163 114L164 113L166 114L167 113ZM51 112H52L53 115L51 114ZM170 112L173 115L172 111H170ZM35 113H37V114H35ZM158 113H160V114H158ZM35 115H36V118H34ZM38 115H39V117H38ZM149 115H151V117H149ZM86 116H88V117H86ZM145 116H146L147 120H145L146 119V118H144ZM161 116H163V117L161 118ZM46 117H44V118H46ZM184 117H186V116H184ZM184 117H182V118H184ZM114 118H116V119H114ZM153 118H155V119H153ZM185 120H186V118L183 119L184 122H185ZM32 121H33V124H34V122H38L37 124H38L39 127L37 126L36 123H35L36 124L35 126H37V128H38L42 143H44V141H45V144L48 143V144H46V146L48 145L46 148L44 147L45 145L40 143V141L35 142V141H32L29 138H27L26 135H28V133L25 132V130H26L25 127H27V131H28V129H29L28 127L30 125H33V124H31ZM147 121H149L151 124L148 123ZM152 122L155 123V125H153ZM164 122H166L167 127L163 125ZM148 124H150L149 127H148ZM150 127H152V128H150ZM107 128H109V129H107ZM118 129H120V130H118ZM149 131H151L153 133H150ZM157 131H159V132H157ZM160 131H162V132H160ZM166 132H169V133L167 134ZM140 133L142 135H140ZM178 133H180V134H178ZM178 133H177V135L178 136L180 135L179 137L182 138L181 132H178ZM151 134H153L154 137L152 135L149 138V135H151ZM132 136H133V138H132ZM172 136H174V137H172ZM54 138H56L58 140V143H57L58 146L60 144H62V145L65 144L66 145V142H69V139H66L62 135V133L58 132V131H57V133L52 134V139H54ZM111 139H113L112 142H110ZM174 139L176 141L175 143L173 142ZM28 140H30V141H28ZM170 140H173V141H170ZM183 145H185V144H183ZM180 148H181V150H180ZM47 149H48V151H47ZM52 149H54V150H52ZM182 149H184V150H182ZM57 150H59V151H57ZM185 150H186V153H183V151L185 152ZM33 151L34 152H38L39 151L38 153H40V155H41L40 156L41 158L37 157V159H35V160H37L38 163L34 160V158H33V161L29 160V159H32L31 157H33L32 156ZM49 151H51V152H49ZM112 151H113V153H112ZM178 152H179V154H178ZM180 152L182 153V155L180 154ZM4 154L7 157L9 156V159L6 158ZM43 154H45L44 158H42ZM47 154H49V156H50V159L47 162L48 165L45 163L46 162L45 160L47 158H49V156ZM147 154H148V156H146ZM149 154H150V157H149ZM25 155L26 156L28 155V156L25 157ZM151 155L154 158L153 160L151 159L154 163H152V161L150 160V158H152ZM164 155H166V156H164ZM179 155H181L182 157L180 158ZM29 156H30V158H29ZM125 156L127 158H125ZM128 157H129V159H128ZM177 157H179L180 160ZM119 158H121V159H119ZM162 159H163V161H162ZM148 160L151 161V162H149ZM188 160H190V159H187V162H188ZM6 161L8 163H5ZM9 161H10V165H9ZM29 162L32 164V166L35 165L33 167L31 166V168H33L32 169L33 171H31V172H30L31 168H30V163ZM50 162H51V164L49 165ZM147 162H149V163L147 164ZM131 163L133 164V166H132ZM150 163H152V164H150ZM36 164H37V166H36ZM170 164H172V165L173 164L174 165L177 164L176 166L178 168L176 167V169H175L174 165L173 166H169ZM44 165H46V167L49 166L48 172L49 171H50V173L52 172V174L49 173V176L47 174L48 172L45 173L46 171H45V166ZM147 165H150V166H147ZM178 165L180 166L181 169H183V172H185L186 174L188 173V174L184 175V173L182 172V170L179 168ZM16 166H17V168H16ZM34 167L36 169L38 168V171L36 169L34 170ZM50 167L51 168L53 167L52 171H51ZM186 167L189 168V169L186 170ZM5 168H7V171L9 170V172L4 171ZM71 168H73L72 164H71ZM124 168H125V170H124ZM40 169L42 171H44L45 174L44 173L42 174V172H40V174H38L37 172L41 171ZM164 169H165V171H164ZM11 170H14V171H11ZM46 170H47V168H46ZM122 170H124V171H122ZM91 171H93V172H91ZM14 172H15V174H14ZM58 172H61V174H62L61 170H59ZM174 172L177 173V176H176V174L174 175ZM178 172H180V174ZM181 172L183 173L184 176L181 174ZM10 173H11V176H10ZM165 173H166V178H167V176H170V177H168V179L165 178V175H164ZM172 173H173V175H172ZM28 174H29V176H28ZM126 174H128V175H126ZM169 174H171V175H169ZM34 175H36V176H34ZM38 175H39L40 178L41 177L42 178L41 179L39 177L37 178ZM51 175H53V177ZM33 176L36 177L37 179L35 178L36 179L35 180L33 178ZM47 177H48L49 180L51 179L52 181L53 180L56 181L57 184H55L54 181H53L54 183H52L51 180H50V182H51L50 184L51 185L48 184L49 182L48 183H44V184H46V186L43 185V180H44L43 178H47ZM19 178H20V180H19ZM182 178H183V180H180ZM89 179H90V177H89ZM148 179H149V182H148ZM184 179H186L185 182H184ZM187 179H188V181H187ZM14 180L15 181L17 180V181L15 182ZM21 180H23V181H21ZM171 182H173V184ZM19 183L21 184V186L19 185ZM178 183H180V185ZM48 185H50V186H48ZM174 185H176V186L178 185V186L176 187ZM181 185H182V187H185L187 189L182 188ZM18 186H20V187H18ZM29 186H31V187H29ZM163 186H164V188H163ZM58 187H56V188H58ZM85 187H86V185L82 186V188H81L82 189L81 191H83V192H81V194H82L81 195V199H80L81 202L84 200L83 202H87L88 201L90 204L95 205V202H96L95 198H90L89 197L88 189L85 188ZM178 187H181L184 192L181 191L182 190L181 188H179L181 190L177 189ZM59 188L57 190H59ZM171 188H173L174 190L177 189L176 191L178 193L176 191H174L175 193H173V189H171ZM8 189H9V191H8ZM18 189H19V191H18ZM21 189H23V190H21ZM188 189H189V191L187 193ZM28 190H29V194H27ZM162 190H164V191L167 190L168 192L165 193ZM182 192H183V196L181 195ZM16 193H17V195H19L18 197L16 196ZM171 193H173L172 195H176V194L177 195L176 196H172V195L168 196ZM184 193L188 194V196L187 195L185 196ZM11 194L12 195L15 194L14 197ZM164 194L165 195L167 194V197L164 196ZM101 196H104V197L106 196V197H105V199H103V197H101ZM164 197H166V198H164ZM170 197H172L173 199L170 198ZM187 197H189V198H187ZM167 198H170V200H168ZM175 199H176V202L173 201ZM181 199H182V201H180ZM188 199L189 200L191 199L190 200L191 202H189ZM185 201H187L186 204H185ZM163 202L165 203V206H167V208L164 206ZM179 203L182 204V207L179 206V205H181ZM168 204L170 205V207H169ZM11 205H12V207H11ZM33 205H34V207H33ZM154 205L156 207H154ZM171 205H172V207H171ZM174 206L176 208H174ZM8 207H10V208H8ZM109 207H111V208H109ZM168 207L171 208L172 211L178 209L180 214L178 213L177 210H176L177 212L170 211V209H168ZM12 208H14L15 211H17V210L19 211L20 210L19 211L20 213H18V215H16L17 212H15ZM19 208H21V209H19ZM147 208L149 210L151 209V211H149ZM47 209L48 208H46L45 210L48 211V213H49L50 210L49 209L47 210ZM102 209H104V210H102ZM182 210L183 211L186 210L185 211V213H186L185 215L183 214L184 212ZM108 211L111 212V213H109ZM138 211L139 212L141 211V212L139 213ZM23 212H27V211H23ZM105 212H106V215L108 214V215L111 216L112 221L114 220L113 222H110L111 220L107 219L106 215L103 216V214ZM170 212H172V213H170ZM177 213L179 214L180 217L179 216L178 217H174V216L177 215ZM12 214H14V215H12ZM165 214H167V215H165ZM169 214H170L171 218L169 217ZM172 214H173V216H172ZM188 214H190V215H188ZM181 215H184L185 217L183 216L184 218L182 219ZM186 215H187V218H186ZM18 216H20V217H18ZM26 217H28V216H26ZM29 217H33V213ZM149 217L151 218L150 220H149ZM62 218L65 219V217H62ZM147 219H148L149 224L146 222ZM180 220H181L182 223H184V221H185V224H182L180 222L182 225L181 224L179 225L178 222ZM61 221H62V219H61ZM108 222H109V224H108ZM100 224H101V226H100ZM113 225H114L115 228L116 227L117 228L113 229L114 228ZM149 225H151V226H149ZM194 225H195V222L192 223V226H194ZM108 226H111V230H110V227H108ZM177 226L178 227L180 226L179 230H181V229L183 230V231L181 230V232H182V237L184 236L183 237L184 239H180V237L179 238L177 237V235H178V233H176V231H177L176 227ZM35 227H36V229L34 230ZM163 227H164V230H163ZM121 228L123 229V232H125V234L122 233ZM190 228H192V227H190ZM197 228L195 227L194 230L196 231ZM74 229H75V227H74ZM105 229H108V230H105ZM119 230H121V231H119ZM186 230H188V231L186 232ZM30 231H33V233H31ZM25 233H26V235H25ZM110 233H111V235L113 234L114 236H111ZM131 233H132V235L134 237L131 236ZM19 235H20V237H19ZM22 235H23V237H22ZM138 235H140V236H138ZM8 236H11L10 237L11 239L7 240ZM17 237H18L19 240L17 239ZM22 238L25 240L24 242H23ZM177 238H178V240L179 239L180 240L177 241ZM149 241H151V242H149ZM175 241H177V243ZM160 246H161L162 250H160L161 249V248H159ZM55 247L56 248L58 247V249H56ZM55 247L54 248L58 252H60V250H61L59 248L60 246L56 244ZM123 247L128 248V250L123 248ZM170 248H172V249H170ZM82 250L85 251L86 249L84 250V248L82 247L81 248V252H82ZM172 250L174 251V253H172L173 252ZM184 251H186L185 252L186 253V255H185L186 258H188L189 251H187V250H184ZM15 252H17V253L15 254ZM168 253L169 254L170 253L174 254V256L170 254L171 257H168V256H170V255H167ZM21 258H22V260H21ZM135 258H136V260H135ZM51 260H53L54 262L51 261ZM61 261H64V262H61Z\"/></svg>", "mask_w": 264, "mask_h": 264}]
</instances>
